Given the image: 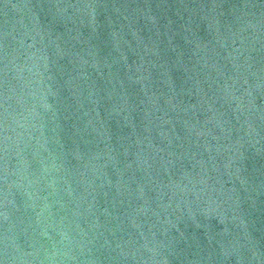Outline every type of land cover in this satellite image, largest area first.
Here are the masks:
<instances>
[{
	"label": "water",
	"instance_id": "95a60500",
	"mask_svg": "<svg viewBox=\"0 0 264 264\" xmlns=\"http://www.w3.org/2000/svg\"><path fill=\"white\" fill-rule=\"evenodd\" d=\"M0 264H264V0H0Z\"/></svg>",
	"mask_w": 264,
	"mask_h": 264
}]
</instances>
